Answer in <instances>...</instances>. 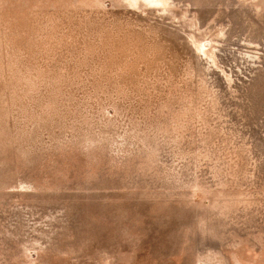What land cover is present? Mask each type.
<instances>
[{
  "label": "rangeland",
  "instance_id": "obj_1",
  "mask_svg": "<svg viewBox=\"0 0 264 264\" xmlns=\"http://www.w3.org/2000/svg\"><path fill=\"white\" fill-rule=\"evenodd\" d=\"M163 1L0 0V264H264V0Z\"/></svg>",
  "mask_w": 264,
  "mask_h": 264
},
{
  "label": "bare ground",
  "instance_id": "obj_2",
  "mask_svg": "<svg viewBox=\"0 0 264 264\" xmlns=\"http://www.w3.org/2000/svg\"><path fill=\"white\" fill-rule=\"evenodd\" d=\"M136 2H138V0H133ZM141 2H143L144 4H147V5H155V6H158V7H166L167 4L165 1L163 0H139ZM196 49V48H195ZM199 48H197L198 50ZM204 49V46H201V50ZM204 52V50H203Z\"/></svg>",
  "mask_w": 264,
  "mask_h": 264
}]
</instances>
